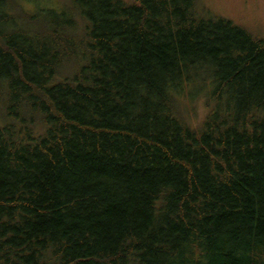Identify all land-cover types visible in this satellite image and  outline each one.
<instances>
[{"label": "trees", "instance_id": "obj_1", "mask_svg": "<svg viewBox=\"0 0 264 264\" xmlns=\"http://www.w3.org/2000/svg\"><path fill=\"white\" fill-rule=\"evenodd\" d=\"M24 3L0 0V264H264V34L200 0Z\"/></svg>", "mask_w": 264, "mask_h": 264}, {"label": "rangeland", "instance_id": "obj_2", "mask_svg": "<svg viewBox=\"0 0 264 264\" xmlns=\"http://www.w3.org/2000/svg\"><path fill=\"white\" fill-rule=\"evenodd\" d=\"M63 0H25L28 8L50 7L59 9ZM211 11L229 16L239 24L264 34V0H200ZM192 88L191 83H188ZM201 114H198L200 116Z\"/></svg>", "mask_w": 264, "mask_h": 264}]
</instances>
